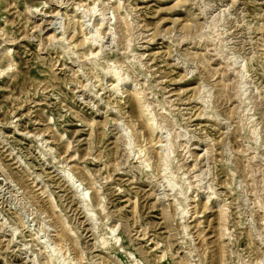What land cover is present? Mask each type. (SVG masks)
I'll list each match as a JSON object with an SVG mask.
<instances>
[{
	"label": "rangeland",
	"instance_id": "obj_1",
	"mask_svg": "<svg viewBox=\"0 0 264 264\" xmlns=\"http://www.w3.org/2000/svg\"><path fill=\"white\" fill-rule=\"evenodd\" d=\"M0 264H264V0H0Z\"/></svg>",
	"mask_w": 264,
	"mask_h": 264
}]
</instances>
